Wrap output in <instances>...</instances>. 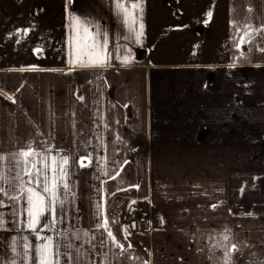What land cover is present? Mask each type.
<instances>
[{"label": "crops", "instance_id": "0c3cea01", "mask_svg": "<svg viewBox=\"0 0 264 264\" xmlns=\"http://www.w3.org/2000/svg\"><path fill=\"white\" fill-rule=\"evenodd\" d=\"M122 2L142 5V13L132 10L136 29L144 25L140 43L116 0H0V153L32 143L53 154H92L91 164L72 169L66 219L56 224L61 232L95 234L81 264H103L104 253L114 260L118 251L98 244L97 202L113 233L131 243L129 255L139 257H121V264H221L213 244L225 229L239 249L232 264H252L253 254L264 253V39L245 45L241 57L233 21L264 25V0ZM73 15L108 33L107 66L69 62ZM122 54L131 63L116 59ZM137 208L148 212L147 232L125 240L126 217ZM12 211L0 208L5 257L13 255V236L37 243Z\"/></svg>", "mask_w": 264, "mask_h": 264}, {"label": "snow or ice", "instance_id": "6c2138e0", "mask_svg": "<svg viewBox=\"0 0 264 264\" xmlns=\"http://www.w3.org/2000/svg\"><path fill=\"white\" fill-rule=\"evenodd\" d=\"M115 8L117 15L123 17V23L127 26L129 35L134 36L135 41L140 43L144 25L140 22L139 30L136 29L135 25L140 17L135 15L132 10L140 9L142 13V5L132 3L129 8L122 0H116ZM206 15L208 19H211L212 12L209 11ZM70 27L73 32L72 55L74 59L69 62L81 67L107 66L112 59L108 53V33L102 32L99 25H93L90 21L82 20L77 15L71 16ZM93 27L96 29L95 32L91 31ZM233 27L236 29L233 43L240 51L241 57L244 56L245 45L253 44L257 36L264 39V25L254 27L250 21L248 23L233 21ZM23 35H28L27 29L24 30ZM128 38L124 37V39ZM258 47L260 51L264 52V45H258ZM35 50L38 53L41 52L42 45ZM117 51H120L119 47H117ZM85 57H87V61H85ZM116 59L120 60L123 65L131 63L129 55H118ZM234 66V64L229 65V67ZM20 70L24 71V69ZM32 70H36V66H32ZM79 98L83 99V97ZM104 127L106 128L108 125H104ZM117 139L119 138L117 137ZM102 159L106 160L107 158L102 157ZM86 160L88 164H85ZM92 161L91 153L78 158L64 153L63 150L53 154L52 147L41 149L34 147L32 143L21 145L18 150L7 154L0 153V195L11 202L6 204L3 199H0V208H10L13 210L12 215L23 216L24 219L20 221L23 230L32 233L37 241V243L31 242L28 236H22L19 240L15 236L11 237L13 255L5 257L0 254V264H81L86 251H82L84 244L87 243L92 248L96 247L92 244V241L96 240L95 234H90L89 230L81 231L80 229L71 233L61 232L56 228V224L66 219L64 205L69 194L72 193V169L77 163L80 167H87ZM100 170L103 175H110L106 167ZM120 171L117 169L111 178L114 180L120 176ZM120 190L126 191L127 189ZM21 202H23L22 205ZM132 203L134 204L136 201L133 200ZM18 205H21L22 211L17 208ZM95 208L94 229L95 232L101 233V239L98 241L99 246L107 247L111 242L112 247L118 249L112 253L114 260L109 259L108 254L104 253L103 264H121V257L134 259V261L139 260V257L133 258L129 255V250L132 248L131 243L126 246L113 233L104 204L97 202ZM48 217H51V221L48 220ZM115 223L118 221L113 216L112 224ZM5 228V214L0 212V229ZM45 230L55 232L56 235H41V232ZM123 235L125 240L127 236L131 235L127 227H124ZM82 237L88 239L79 244L75 243V241H81ZM213 248H219L222 251L221 264H232V254L239 251L238 245L231 242L229 229H225L222 243L213 244ZM257 256L261 258L257 259ZM253 257L252 264H264V253L253 254ZM143 264H150V262L144 261Z\"/></svg>", "mask_w": 264, "mask_h": 264}, {"label": "built area", "instance_id": "2783aa9c", "mask_svg": "<svg viewBox=\"0 0 264 264\" xmlns=\"http://www.w3.org/2000/svg\"><path fill=\"white\" fill-rule=\"evenodd\" d=\"M148 220V212L142 210L141 208H137L136 214L130 213L126 218L128 231L131 235L146 233Z\"/></svg>", "mask_w": 264, "mask_h": 264}, {"label": "water", "instance_id": "95a60500", "mask_svg": "<svg viewBox=\"0 0 264 264\" xmlns=\"http://www.w3.org/2000/svg\"><path fill=\"white\" fill-rule=\"evenodd\" d=\"M133 214H136V212H134Z\"/></svg>", "mask_w": 264, "mask_h": 264}, {"label": "rangeland", "instance_id": "374dc122", "mask_svg": "<svg viewBox=\"0 0 264 264\" xmlns=\"http://www.w3.org/2000/svg\"><path fill=\"white\" fill-rule=\"evenodd\" d=\"M127 218V217H126Z\"/></svg>", "mask_w": 264, "mask_h": 264}]
</instances>
